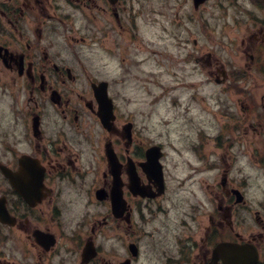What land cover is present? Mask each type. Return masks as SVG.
I'll use <instances>...</instances> for the list:
<instances>
[{
	"label": "flooded vegetation",
	"instance_id": "obj_1",
	"mask_svg": "<svg viewBox=\"0 0 264 264\" xmlns=\"http://www.w3.org/2000/svg\"><path fill=\"white\" fill-rule=\"evenodd\" d=\"M150 23L180 53L173 86L151 71ZM171 92L216 173L184 213L147 128ZM221 242L264 264V0H0V264H225Z\"/></svg>",
	"mask_w": 264,
	"mask_h": 264
},
{
	"label": "rangeland",
	"instance_id": "obj_2",
	"mask_svg": "<svg viewBox=\"0 0 264 264\" xmlns=\"http://www.w3.org/2000/svg\"><path fill=\"white\" fill-rule=\"evenodd\" d=\"M153 16V15H152ZM161 24H166L168 29L173 30V26L167 21H162L164 18L160 15H156ZM217 14L214 16L211 14L202 15L205 21L212 22ZM168 21H171L172 15L167 14ZM146 39L149 44L142 42L150 52V68L153 72H162L163 80L169 86L175 85L174 77L178 75L175 70V66L178 64L176 61L180 59V53L177 47L171 39H168L165 43L164 40H160L158 34H160V24L150 23L149 26H145ZM94 46L92 48V51ZM162 50V55L153 54L152 52ZM166 54V58L164 55ZM115 64L110 62L108 68V74H111L114 70ZM173 93V92H171ZM167 94L165 101L160 102L153 110L150 123L147 128L148 135L152 139H158L157 135L161 134L163 141L166 145L167 151V165L170 177H173L172 181V201H181V212H185L189 203L196 201H204L203 194H205V181L211 182L216 174L212 168L207 166V158H203V161L198 160L200 153L208 154L211 150L207 141H201L195 135L189 125H185V122L176 118V112L173 108V102L171 99L176 96V93ZM172 97V98H171ZM204 126V125H202ZM203 129H206L204 126ZM204 145V146H203ZM196 149V153H195ZM193 165L197 170H193ZM246 180L248 187V198L252 201L258 199V176L254 169H247ZM199 183L203 186L200 187ZM174 220V219H173ZM172 221V220H171ZM170 221V222H171ZM123 249H120V252Z\"/></svg>",
	"mask_w": 264,
	"mask_h": 264
},
{
	"label": "water",
	"instance_id": "obj_3",
	"mask_svg": "<svg viewBox=\"0 0 264 264\" xmlns=\"http://www.w3.org/2000/svg\"><path fill=\"white\" fill-rule=\"evenodd\" d=\"M235 245H231L230 253L235 256L238 253V249L234 247Z\"/></svg>",
	"mask_w": 264,
	"mask_h": 264
}]
</instances>
